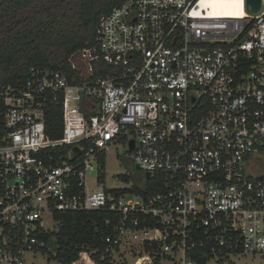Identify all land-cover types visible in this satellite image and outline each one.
<instances>
[{
  "label": "built area",
  "instance_id": "2783aa9c",
  "mask_svg": "<svg viewBox=\"0 0 264 264\" xmlns=\"http://www.w3.org/2000/svg\"><path fill=\"white\" fill-rule=\"evenodd\" d=\"M242 6L127 0L69 55L71 75L32 66L0 86V264L47 247L43 214L94 210L108 214L114 258L121 248L149 264H197L198 249L205 264L264 257V8ZM50 107L59 138L46 132ZM119 142L149 173L139 190L104 186Z\"/></svg>",
  "mask_w": 264,
  "mask_h": 264
},
{
  "label": "trees",
  "instance_id": "16d2710c",
  "mask_svg": "<svg viewBox=\"0 0 264 264\" xmlns=\"http://www.w3.org/2000/svg\"><path fill=\"white\" fill-rule=\"evenodd\" d=\"M124 1L0 0V86L25 80L32 66L60 69L71 75L69 55L94 40L101 14ZM45 128L51 137L61 136L62 113L58 107L48 109ZM131 190H139L138 185ZM107 215L98 210L54 212L58 224L45 233L47 247L42 252L59 264H129L106 251L104 237L112 230L104 222ZM52 241L53 253L49 250ZM132 256L137 259L142 254ZM210 256L207 249L192 253L197 264H205Z\"/></svg>",
  "mask_w": 264,
  "mask_h": 264
},
{
  "label": "rangeland",
  "instance_id": "374dc122",
  "mask_svg": "<svg viewBox=\"0 0 264 264\" xmlns=\"http://www.w3.org/2000/svg\"><path fill=\"white\" fill-rule=\"evenodd\" d=\"M239 2L242 3V0H239ZM262 6L264 8V0H262ZM103 172L105 188H126L132 184L141 185L145 182L144 171L135 168L133 157L124 142L115 143L110 146L109 152L106 154ZM96 175V170L87 173L86 181L90 190L96 189L94 181ZM122 175L128 180H124ZM43 224L48 229H54L57 227L51 215L48 214H43ZM135 249H137V247ZM49 250L53 253V241L50 242ZM120 251L121 252L118 253H122L123 256L121 257L116 253V260L124 258L129 264L132 262V264H149L145 261V259H147L146 257L136 259L128 249L121 248ZM24 258L25 264H59L54 259L48 260V254L42 251H37L35 253L27 252L24 255ZM230 261V264H264V257L244 255L239 258L232 257ZM209 264H215L214 260H211Z\"/></svg>",
  "mask_w": 264,
  "mask_h": 264
},
{
  "label": "bare ground",
  "instance_id": "6f19581e",
  "mask_svg": "<svg viewBox=\"0 0 264 264\" xmlns=\"http://www.w3.org/2000/svg\"><path fill=\"white\" fill-rule=\"evenodd\" d=\"M201 3L207 4L214 11H221L223 13L242 15L241 12L243 11L242 3L239 0H202Z\"/></svg>",
  "mask_w": 264,
  "mask_h": 264
},
{
  "label": "water",
  "instance_id": "95a60500",
  "mask_svg": "<svg viewBox=\"0 0 264 264\" xmlns=\"http://www.w3.org/2000/svg\"><path fill=\"white\" fill-rule=\"evenodd\" d=\"M246 3V7L250 12H257L261 6H262V0H245ZM133 147V142L130 143V148ZM135 168L138 170L139 166L135 165ZM145 177L148 178L149 177V173L145 174Z\"/></svg>",
  "mask_w": 264,
  "mask_h": 264
}]
</instances>
